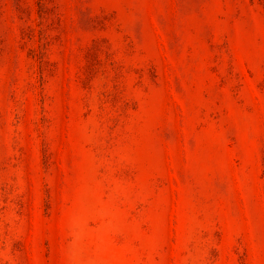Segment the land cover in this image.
Here are the masks:
<instances>
[{
    "label": "rangeland",
    "instance_id": "374dc122",
    "mask_svg": "<svg viewBox=\"0 0 264 264\" xmlns=\"http://www.w3.org/2000/svg\"><path fill=\"white\" fill-rule=\"evenodd\" d=\"M0 264H264V0H0Z\"/></svg>",
    "mask_w": 264,
    "mask_h": 264
}]
</instances>
